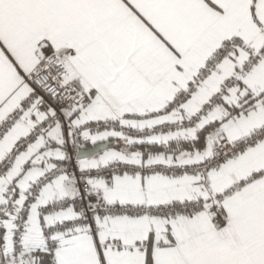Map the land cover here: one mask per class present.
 <instances>
[{"label": "snow or ice", "instance_id": "obj_1", "mask_svg": "<svg viewBox=\"0 0 264 264\" xmlns=\"http://www.w3.org/2000/svg\"><path fill=\"white\" fill-rule=\"evenodd\" d=\"M0 264H264V0H0Z\"/></svg>", "mask_w": 264, "mask_h": 264}]
</instances>
